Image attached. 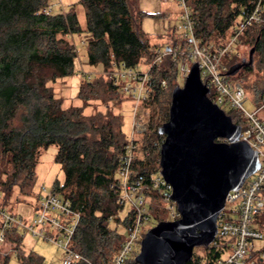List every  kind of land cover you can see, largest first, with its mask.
<instances>
[{
  "label": "trees",
  "instance_id": "trees-1",
  "mask_svg": "<svg viewBox=\"0 0 264 264\" xmlns=\"http://www.w3.org/2000/svg\"><path fill=\"white\" fill-rule=\"evenodd\" d=\"M256 2L188 0L197 35L203 42L216 45L224 43L232 29L244 22ZM79 3L85 11V28L79 22L75 4L65 12L46 15L43 8L49 0H0L1 204L12 210L5 199H10L16 190L20 197L34 191L41 152L55 145V160L61 166L64 181L54 189L70 199L81 213L74 247L83 259L77 264H110L124 239L123 235H113L115 229L110 227L109 217L112 215L120 221L118 215L122 211L110 183L115 179L127 138L123 132V115L116 113L115 105L109 102L115 100L123 105L124 99L129 100L110 79L97 75L91 81L82 80L78 91L82 105L64 107L63 99L55 95L49 82L73 74L77 56L69 39L73 34L87 32L88 62L103 69L110 67L113 59L129 66L149 61L159 47L142 30L144 14L137 0H79ZM262 4L264 7V0ZM174 31L171 29L172 41ZM246 37L254 42V51L264 54V23L245 27L240 35L241 43ZM252 63L230 61L229 71L236 69L230 76H236L240 69ZM176 68L177 60L170 54L165 56L158 76L168 79L167 89L171 77L177 76ZM165 90H157L145 102L152 109L150 125L138 142L150 155L145 161H138L136 167L147 175L160 170L156 150L164 135L158 129L168 120L167 106L172 94ZM91 100L105 103L106 110L86 113ZM227 113L233 119L237 115L235 110ZM156 197L153 193L152 199ZM255 221L264 234V212ZM21 239L12 231L7 242L19 246ZM261 244L264 250V240ZM201 247L205 250L204 257L193 254L188 264H202V259L204 264H214L221 255L212 245ZM18 258L20 264L43 263V257L36 253L20 252ZM9 260L0 257V264H9Z\"/></svg>",
  "mask_w": 264,
  "mask_h": 264
},
{
  "label": "built area",
  "instance_id": "built-area-1",
  "mask_svg": "<svg viewBox=\"0 0 264 264\" xmlns=\"http://www.w3.org/2000/svg\"><path fill=\"white\" fill-rule=\"evenodd\" d=\"M57 5L60 11L64 12L61 0ZM177 5L180 9V25L175 30L176 41L171 40L168 45L156 48L149 61L129 66L124 61L113 59L107 69L101 68L96 72L82 70L88 81L97 75L110 79L132 103L134 109L132 134L120 155L115 179L110 183V188L117 192V203L122 211L129 209L121 224L125 234L118 228L113 231L116 235H123L124 239L110 264H126L136 244L142 241L143 226L151 218L153 193L161 199L160 207L167 212L169 220L180 217L177 203L170 197L172 185L165 180L160 170L147 175L139 172L136 167L138 161H145L150 155L149 150L140 147L138 136L147 129L144 117L145 102L157 90H165L168 87V79L158 76V71L168 54L177 60L176 77L183 80L190 72L191 65L198 63L201 80L208 87L211 99L221 108L226 107L237 112L233 120L241 125L240 140L247 142L257 151L260 161L256 172L250 175L240 188L230 190L227 194L225 206L217 218V233L210 243L221 252L214 264H264V250L261 244L264 234L258 229L255 221L256 216L264 212V117L261 115L264 112V92L259 104H255L253 109H247L245 102L248 97L245 87L239 81L233 80L228 73L230 61L241 43L240 35L243 29L264 23L262 0H257L244 17V22L237 24L225 42L219 45L203 42L197 35L188 0H177ZM43 13L53 14L54 5L48 4L43 8ZM88 40L89 36L83 38L81 44H87ZM74 49L77 54L75 42ZM36 200L34 213L28 217L19 216L3 206L0 200V257H19L20 246L7 242L9 233L15 231L22 239L31 235L55 243L63 253L62 264H77L83 259L82 254L74 247L81 221L80 211L74 208L70 199L60 196L55 189L42 187ZM228 205H231L229 211L226 209ZM113 220L115 218L111 215L109 221Z\"/></svg>",
  "mask_w": 264,
  "mask_h": 264
},
{
  "label": "water",
  "instance_id": "water-1",
  "mask_svg": "<svg viewBox=\"0 0 264 264\" xmlns=\"http://www.w3.org/2000/svg\"><path fill=\"white\" fill-rule=\"evenodd\" d=\"M208 92L198 63L172 90L168 120L158 129L164 135L159 166L180 217L160 220L145 233L135 257L139 264H188L194 248L213 241L229 191L260 166L257 151L240 140L241 125Z\"/></svg>",
  "mask_w": 264,
  "mask_h": 264
},
{
  "label": "rangeland",
  "instance_id": "rangeland-1",
  "mask_svg": "<svg viewBox=\"0 0 264 264\" xmlns=\"http://www.w3.org/2000/svg\"><path fill=\"white\" fill-rule=\"evenodd\" d=\"M61 1L62 6L65 10L72 4L76 5L79 22L81 26L85 28V11L83 6L79 3V0ZM58 2L59 0H49V4L54 5V13L60 10V7L57 5ZM137 5L138 8L144 14L141 23L142 30L148 35L151 43H153L154 45L156 44L155 46L157 47H163L165 45H168L169 42H171L172 38L171 29L174 28L176 30L180 25L178 19L180 9L177 5V0H137ZM87 37V32H83L82 34H75L73 39L69 37L71 43H73V46L75 42V45L78 48V53L74 61L73 74L66 77H60L55 81L49 82V85L53 88L55 95L63 99L64 107H68L70 105H82L83 103L78 97L80 85L83 82L82 80L85 78V76H83L82 74V70L85 72H96L101 70V66H92L88 62L87 44H81V40ZM246 39L247 37L242 43L238 45L236 54L232 58L231 62L249 61L250 51L254 46V42L251 40L247 41ZM248 67L250 68L248 69ZM169 71H171V73L173 72L172 69H170ZM232 79H237V81L242 83V85L245 87L246 94L248 97L247 101L245 102V107L247 109L255 108V104H259L260 97L264 89V54L254 51L253 63L250 66L247 65L244 68L240 69L236 73V76H232ZM170 80L171 83L169 85V88L165 91L172 92V90L176 86H182L184 83V80L181 77H171ZM126 100L127 99H124L123 105H120L121 103H115V100H111L109 103L111 106L115 105L113 109L116 113L121 112V114L123 115V132L127 140H129L132 134L134 109L132 103ZM170 104L171 98L167 106L168 112ZM97 110H101L104 112L106 110L105 103L101 102L100 100H91L90 104L85 109V112L93 113ZM224 110L226 112L230 111L229 108L226 107L224 108ZM151 112V107L144 108V117L147 121V129L145 132H148L149 130ZM138 137L139 139H141L143 137V134L139 135ZM161 144L162 141L158 143L156 152H160ZM56 152L57 147L55 145H50L48 148L43 149V151L41 152L35 170L36 184L34 187V191L30 195L20 197L19 192L16 190L10 199H5L7 204H9L8 206L11 207L12 210L16 212L19 216L28 217L34 213V209L37 202V195L39 194L42 187H45L48 190H52L55 188L57 183H63L64 174L60 164L57 163L55 160ZM157 197L156 199H152L153 208L151 218L146 221L143 226L144 233H146L158 221L169 220L167 218V212L160 207L162 204L161 199ZM0 200L3 201L2 198H0ZM230 207L231 205H228L226 209L229 211ZM128 210V208L124 209V211L120 213V221H111L110 227L112 229L118 228L122 234H125V229L121 224L126 218ZM112 234L116 235L114 232H112ZM22 243L25 251H32L43 257L42 264H62L63 253L55 243L31 235H26ZM140 245L141 241L136 244L133 254L128 257L127 264H132L135 261V255L138 254V251L140 250ZM193 254L204 257L205 250L203 249V247L199 246L194 248ZM204 260L205 259H202V264L205 263ZM9 264H20L19 258L11 257L9 260Z\"/></svg>",
  "mask_w": 264,
  "mask_h": 264
},
{
  "label": "crops",
  "instance_id": "crops-1",
  "mask_svg": "<svg viewBox=\"0 0 264 264\" xmlns=\"http://www.w3.org/2000/svg\"><path fill=\"white\" fill-rule=\"evenodd\" d=\"M59 11H60V10H59ZM59 11H58V12H59ZM65 11H66V10L64 9V12H65ZM61 12H62V11H61ZM169 29H170V28H169ZM74 35H75V34L70 35V37H71V38H74ZM152 44H153V43H152ZM155 45H156V44H155ZM263 113H264V112H262L261 115H262ZM263 117H264V114H263ZM22 242H23V239H21V243H20V245H19V246H20V252H21V253H23V254H25V255H28V254H30V253H34V252H32V251H30V252L25 251L24 248H23V243H22Z\"/></svg>",
  "mask_w": 264,
  "mask_h": 264
}]
</instances>
